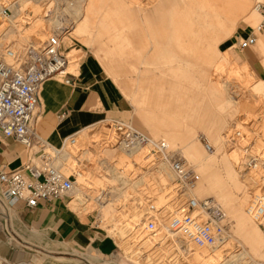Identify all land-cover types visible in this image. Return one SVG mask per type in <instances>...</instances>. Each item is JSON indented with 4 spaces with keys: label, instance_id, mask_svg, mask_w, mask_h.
<instances>
[{
    "label": "rangeland",
    "instance_id": "rangeland-1",
    "mask_svg": "<svg viewBox=\"0 0 264 264\" xmlns=\"http://www.w3.org/2000/svg\"><path fill=\"white\" fill-rule=\"evenodd\" d=\"M65 1H63L64 7ZM81 1L82 3L87 1V4H91V2H93L94 7L89 13L87 22L83 24V26L77 33L70 34L73 23L69 21L64 22V24L68 25L69 29L67 33L62 34L61 51L63 54L67 55L69 60L67 70L71 72V74L78 77L80 66H82L81 64L85 62L86 59H88L89 61H96L98 64H100L99 72L104 76L106 83H108L109 91L112 92L115 96V102L112 104V106L117 110H115V112H104V115H102L101 118H117L123 121H131L134 125L140 128L141 119L136 114L137 103H135V99L134 101H132V97L134 98V95L131 94L132 91L135 90L134 80H126L125 82L123 81V79H121V76L115 78V76L113 77L112 75H110L106 71V69L103 68L104 66H102L99 57L95 53V49L101 46L102 40H104L106 42V45H108L109 41L107 38L112 35L103 34L102 37H100V35L96 33L98 19L96 9L101 5L100 2H103L101 9H105L109 6L111 7L109 1L113 2V0ZM118 1L124 2L126 3V5L122 7V11L113 21H115V23L118 25L125 24L126 26H130L135 22H141L143 20L141 18V15L145 12H147L149 15H154L155 8L163 0ZM183 1L186 2L187 6L190 3V0H178L177 2L182 4ZM255 1L256 0H240V3L243 4V13L241 17L243 15L246 16L252 10V5H254ZM180 4L177 5L180 6ZM192 4L194 5L193 2ZM31 5H33V3ZM38 6L40 7L39 13L35 15L33 14L34 16H32V22L29 25H23L22 29H24L23 31L26 30L25 36L27 37H32V35H35V33L37 32L39 34L41 32L44 33V35H47L49 33V30L51 29L48 26L46 17L44 16L43 7L41 6V4H39ZM63 13L65 14V16H68L69 20V15L64 11ZM181 17L182 16L179 13L175 14L174 19H176V23H178V21H181ZM82 18L84 19V14H82L81 19ZM35 20L37 23V27L33 26V24H35ZM153 21L155 22L157 20L154 19ZM82 23L83 22H81V24ZM257 23L254 25L249 23H236V25L234 26L229 24L226 27V33L223 35V37H220L219 40L216 41L212 37L207 40L209 41V44L204 39L199 40L196 44L199 53L197 54V56L193 51H189V42L186 37L189 36L190 30L187 33L185 32V35L181 36L179 34L181 37V41H178L182 42L181 45L183 46V49H180L175 37V35H178L179 28L177 27V25L173 26L172 28H170L171 31L172 29H174L172 33L173 38L171 39V44L174 45L175 50L171 54L168 50L169 47L166 48L167 52L174 57L170 58L169 54L166 53V58H160L158 60L160 66L166 67L168 69H171L173 67H176V69L179 68L182 73L180 76V80L181 84L183 85V91H181L183 102L181 107L184 110V113H182L181 115L173 112H170L169 115L167 114V116L171 119V124H175L173 121L178 122L179 125L181 123V126L175 125V128L177 129V137L170 139V137H168V134H162L163 137L169 143L170 148L173 149L178 156L184 157L189 163H191L194 166L195 171L200 175L198 168L201 163L199 164V162L189 161L187 159V154L185 153L186 151H189L188 141L191 140V144L193 146L195 145L194 147L198 150V158H207V160L204 161L210 162V166L214 165L212 169L216 175V178L219 181H226L227 184L225 185V192L227 197L230 199L237 198L243 200L241 203V212L243 213V215H245L252 226L256 227L255 231H257L258 238L261 241V246H259L257 250L259 253L257 251H253L251 247L246 244V242L237 234L238 232L236 230L235 218L228 212V206L224 203H221L219 200H216L214 195H210L225 211L228 218L229 236L226 246L228 247L226 250L228 251V253L226 254L227 257L222 254L223 252L217 253L215 252L216 250H213L211 252H208L209 256H205L203 261H195L191 257L182 256L181 260H179L176 264H215V262H219L221 264L225 262L227 264L228 261L230 262V264H253L252 260H257L259 264V262L264 260V227L263 225H258L253 222L248 217V215L245 214V206L250 200L251 192H253V190L251 191V188L253 187L254 189V184H252L251 187V175L254 176L255 173L240 171V152L238 149L233 148V146L227 141L228 135H226L231 126H236V128L240 129L243 133L250 132L253 134V136H257L255 140L257 142V146L264 147V82H262V80H264V53L257 40L254 45L242 51L238 50L234 46L236 37L238 35L244 36L250 31V28H255ZM188 29L190 28L187 27V30ZM6 30L7 31H5V33L3 34L5 42H11L13 40L22 42L23 34L16 32V30H14L12 27H7ZM152 30H154L155 32L159 31L158 36L162 32L160 27L152 28ZM180 33H182V30L180 31ZM256 34L259 38L264 34V28H262L260 31H257ZM44 35L42 34L43 37ZM162 35L164 34L162 33ZM160 40H163V36H160L158 38L159 42ZM145 44L146 40L144 38H140L139 45L142 46ZM159 44L161 45V43ZM224 52L228 53L226 59L222 55ZM102 53L103 52H101V54L99 55L101 56ZM125 54V56L121 57L117 55V52L114 53V57L112 58V66H115V69L122 68L127 71L130 70L131 67L129 65V62L135 60L133 55L135 56L136 53H133L132 56H130L127 52ZM203 54L208 56L207 62L204 61L205 55ZM199 60L202 61V64L198 63ZM188 61H190L189 66L186 64V62ZM256 61H259V64L256 63L254 65L253 63ZM204 62L206 63V67L205 65H203ZM194 76L197 79H195ZM128 78L132 79L133 77L131 78V74L128 73ZM193 78L197 80V86L195 89L196 91L189 89L190 83H193ZM57 79L59 80V82L66 84L63 82L62 78L57 77ZM178 81L179 80L176 76V82ZM71 83H73V80H71L70 84ZM136 85H138V98L140 93L139 85H141V83ZM173 92V90L165 91V100H167V102L171 101L170 94H173ZM194 93L197 96L196 100L198 102L196 108L192 107V111H190L191 107L189 105L191 104L190 101L194 98ZM130 94L131 96H129ZM160 97L161 95L159 96V98ZM176 100L175 103L178 102ZM167 102L166 108H172L173 105ZM173 102L174 99H172L171 103ZM99 106L100 103L98 102L96 108ZM38 112L42 113L41 109L38 108ZM173 117L178 118L173 120ZM205 117L213 118V121H221V125L217 129V132L215 131L212 133L203 128H200L198 122H196V129L192 128L194 126L195 120L200 121V119H203ZM191 128L192 130L190 131ZM87 129L88 130L86 138L82 141L80 140L79 146L77 147L78 149H80L79 151L82 150L80 148L82 147L86 148V150L90 152L86 158L87 160L77 162V156V158H72V162L73 164L75 163V166H77L78 169L76 168V170H80L81 172H83L85 177L87 176V179H89V181L93 184L89 188V190L85 187V191L90 194V198L86 202L85 200L83 201V199L80 200V198L78 200L76 199L73 202L69 203L68 207L69 209L77 213L79 217L88 216L89 226L93 231L97 233V237H99V239L106 238L108 240H112L125 252H127L126 250L130 251V248L127 246L128 236H125V234L122 233H118L117 230L121 231L126 220L135 212V210L140 209V206L136 204V199L141 197L138 196L141 186H133V182L142 180L143 185H146L149 182L155 183V181L159 180L160 174L159 172L156 173L150 168H142L141 166H136L135 164H132V166L129 165V170H127L124 175L120 176L119 174H116L114 171L116 170L117 172H120L122 170L119 167L122 166L121 164H125V162L127 161L126 158L121 154V152L114 150V148H111L110 146H106L104 143H100L102 142V137L100 135L98 136L99 130L97 128L87 126ZM95 133H98L95 136L98 137L97 142L92 141L91 138V136ZM150 135L152 136V134ZM77 136L78 135H76V137ZM159 136L161 135L158 134V136H156L155 138H158ZM201 136H205L211 146L213 145L212 149L214 148L215 150L213 153L210 154L209 151H207L208 153H206V150H203L204 148L202 147L200 142ZM222 137L224 143L222 142ZM17 148V150H20L21 153L22 160L19 163L21 164V162L26 160L27 153L20 144L17 146ZM234 153L235 155H233ZM223 159L226 160L225 162L229 164V167L231 169V182H228V178L226 174H224L225 166L223 163ZM114 164H116V166H114ZM70 172L71 171H69L67 174H70ZM216 173H218L219 176ZM216 178H214V180ZM200 179H202L201 175ZM165 181L167 182V184H170V182L172 181V177L169 178L167 176ZM84 182L85 180L83 182L81 181L80 184H83ZM80 189H82V187ZM100 189L107 190L108 194L106 198L108 197V200H104L105 202L103 201L97 204V202L95 201V197L98 195ZM72 194L73 196L80 197V194L78 192H73ZM132 202L134 204H132ZM107 203L109 204L106 205ZM258 232L260 234H258ZM172 242L182 247L176 249L163 248L161 250L162 254H165L166 256H173L174 254L180 255V250L182 252L184 250L186 251V253H191L196 249V247L191 243H184L178 238H175ZM125 243L127 244L125 245ZM51 244L52 243L48 241H39L37 243H34V245L20 243L19 245L17 244V248L18 252H22L26 261L32 264L57 263L54 257H65L68 260L67 264H88L86 261H88L90 264H98L97 255L99 256L102 254V252L92 244L88 246L86 245V247L84 246L83 249H68L66 247L68 246L67 243H53V245ZM164 244L165 243H163L162 245L164 246ZM25 246H27L28 248ZM131 253L134 254L133 251H131L124 257L120 253L118 257H115V260L112 264H158L160 262L158 261V255H154V251L152 252V249L144 250L141 253L138 252L134 257H131ZM89 254L90 256H88ZM206 258L211 261H208ZM16 262L21 263L23 261H21L19 258H16Z\"/></svg>",
    "mask_w": 264,
    "mask_h": 264
},
{
    "label": "built area",
    "instance_id": "built-area-1",
    "mask_svg": "<svg viewBox=\"0 0 264 264\" xmlns=\"http://www.w3.org/2000/svg\"><path fill=\"white\" fill-rule=\"evenodd\" d=\"M27 1L29 3L31 0ZM63 1L65 0L36 1L43 7L46 18L56 16L63 23L58 28L50 27L49 33L45 34L40 43H35L30 36L23 39L22 43L15 40L5 42L3 37L7 31L5 25L14 18L13 9H21L20 0H0V138L19 143L27 153L26 160L17 167L0 170V196L8 206L22 201L25 208L30 210L34 209L40 200L62 198L66 199L69 206L68 197L78 186L83 188L80 200L86 202L90 198V194L85 191V187L89 190L93 185L89 179L86 177L85 182L79 184L76 172L65 174L58 169L55 161L59 149L40 137L35 130L42 83L56 76L62 78L64 83L70 84L71 77L74 76L67 70V55L61 51L62 34L67 33L69 29L62 18L66 17L63 14ZM255 9L262 15L261 22L256 28H250L244 36L236 37L234 46L240 51L254 45L257 31L264 28V0L256 2ZM32 16L34 15L31 12L22 9L18 26L23 28V25H29ZM65 114L67 113L62 112L58 117L63 118ZM88 127L99 130L97 134L102 137L100 143L121 152L127 160L122 166L135 164L158 173L160 166L166 165L172 174V181L166 186L167 189L160 190L161 195H144L143 202L138 205V224L131 222L132 229L124 233L128 236V244L125 245L127 244L130 251L125 252L115 244L123 257L131 251L134 253H131V257H134L138 252L152 249L153 254L158 255V264H176L182 256L190 257V253L184 250H180V255L173 256L161 253L163 248L182 247L172 242L175 238L184 243H191L197 251L203 253L218 249L225 243L229 236L225 211L213 198L197 199L193 195V189L199 180L198 173L183 157L178 156L163 138H155L131 121L117 118H101ZM77 132L66 136L61 144L67 149L71 147V153L73 146H79ZM226 135L227 141L240 152V171L255 173L251 182L254 189L251 188L253 192L246 210L256 224L264 227V147L257 146V136L250 132L243 133L236 126H231ZM200 142L206 151H212V146L205 136L200 137ZM75 157L77 158L75 153H72L71 160ZM158 181H155V184ZM107 194V190L100 189L95 197L97 204L106 201ZM138 227L149 232L155 244L144 243ZM97 259L98 264H112L115 260L111 254L97 255ZM0 264L19 263H13L0 255ZM259 264H264V260Z\"/></svg>",
    "mask_w": 264,
    "mask_h": 264
},
{
    "label": "crops",
    "instance_id": "crops-1",
    "mask_svg": "<svg viewBox=\"0 0 264 264\" xmlns=\"http://www.w3.org/2000/svg\"><path fill=\"white\" fill-rule=\"evenodd\" d=\"M175 1L177 2L178 0H163L155 8L154 15H149L145 12L141 15L143 19L141 22H135L130 26L125 24L118 25L113 21L126 3L113 0V2L109 1L111 7L101 9L103 2H100L101 5L96 9L98 17L96 33L100 37L103 34H112L107 38L109 41L108 45L102 40L101 46L95 49L96 55L99 57L102 66H104L103 68L115 78L121 76V79L125 82L126 80H134L135 90L131 94L134 95L132 101L135 99V103H137L136 114L141 119L140 129L149 132L154 137L158 136V134L161 135L158 138L163 137L162 134H168L170 139L177 137L175 125L181 126V123L179 125L178 122L173 121L175 124H171V119L167 114L169 115L170 112H173L181 115L183 111L181 107L183 102V96H181V91H183V85L180 80L181 70L179 68L176 69V67L168 69L160 66L158 62L160 58L167 57L166 47H169L168 50L171 54L175 50L174 45L171 44L174 29L171 31L170 28L176 25L179 28L178 35H175V37L180 49H183L182 42H179L181 41L180 35H185L190 30L189 36L186 37L189 42V51H193L197 56L199 53L196 44L199 40L204 39L209 44L207 40L210 38L213 37L217 41L220 37H223L229 24L232 26L236 25V23L254 25L260 19V13L252 9L244 18L237 17V21L230 17L225 23L226 27L218 19L215 25L214 10L218 5L216 0H190L188 6L185 1L182 4ZM177 4H180V6ZM238 4H242L240 0H232L234 9ZM93 7V2L87 4V1L82 3L81 0L66 1L64 9L74 22V27L70 34L77 33L83 24L87 22ZM176 13L182 16L181 21H178V23L174 19ZM82 14H84V19H81ZM154 19L157 21L154 22ZM81 22L83 23L81 24ZM159 27L162 32L158 36L159 31H156V33L152 28ZM187 27L190 29L187 30ZM181 30L182 33H180ZM160 36H163V40L159 42L158 38ZM140 38L146 40L145 45H139ZM257 42L264 53V34L259 38L257 37ZM101 52L103 53L100 56ZM116 52L121 57L125 56L126 52L130 56L136 53L135 56L133 55L135 60L129 62L131 67L129 71L122 68L115 69V66H112V58ZM227 54V52L222 54L225 59ZM169 57L172 58L174 56L169 54ZM207 57V55L204 56L205 62H207ZM205 62L203 65L206 67ZM198 63L202 64V61L199 60ZM256 63L259 64V61L253 64L255 65ZM186 64L189 66L190 61L186 62ZM81 65L79 76L76 77L74 75L71 77L73 80L72 84H63L59 82L56 76H53L44 81L41 86L39 109H41L42 113L38 112L35 130L38 135L44 137L50 144L56 145H53L54 147L61 146L66 136L101 119L104 112H115L116 110L112 106L115 102V96L109 91L108 83H106L104 76L99 72L100 64L86 59ZM128 73L131 74L132 79L128 78ZM176 76L179 80L178 82H176ZM195 76L194 78L197 79ZM195 79L193 83H190L189 87L193 91H196L197 86V80ZM138 82L141 85H139L140 93L137 98L138 85L136 84H139ZM167 90L174 91L173 94H170L171 101L174 99L173 103L165 100V91ZM160 95L161 97L159 98ZM196 99L197 96L194 93V98L189 105L191 107L190 111H192V107L196 108L198 102ZM175 100L178 102L175 103ZM98 102L100 106L96 108ZM166 102L173 105L172 108L169 107L173 111L166 108ZM62 112L67 114L63 118H59L58 116ZM176 118L173 117V120ZM212 119L207 117L200 119V124L198 125H200V128L210 131L214 122L218 123V129L221 121H213ZM196 122L198 120H195L192 127L194 129L197 127ZM18 145L19 143L10 139L0 138V170L12 169L18 166L22 160L20 150H17ZM72 197L73 194L68 197V203L74 201V199H71ZM97 236V233L89 226L88 216L79 217L77 213L69 209L65 198L40 200L34 209L29 210L25 208L22 201L17 202L13 206H8L5 199L0 196V255L13 263H17L16 258H19L23 261L19 264H32L26 261L21 251L18 252L17 244L34 245V243L39 241H48L52 243L51 245L53 243H67L68 246L66 247L68 249H83L84 246L92 244L104 255L111 254L114 258L119 256L120 252L112 240L99 239ZM54 259L57 262L54 264L68 263L65 257H54Z\"/></svg>",
    "mask_w": 264,
    "mask_h": 264
},
{
    "label": "bare ground",
    "instance_id": "bare-ground-1",
    "mask_svg": "<svg viewBox=\"0 0 264 264\" xmlns=\"http://www.w3.org/2000/svg\"><path fill=\"white\" fill-rule=\"evenodd\" d=\"M37 0H31L29 3L27 0H20L19 4L21 6V9H19L18 7L14 8L13 9V17L14 18H11L8 22V25H5V27H12L14 30H16V32L20 33V34H23L22 36V39H26L27 36H25V31H23L24 29H22V27H19L17 22L19 21L20 17V13H21V10L25 8V10L31 12L32 14H38L39 13V4L36 2ZM66 1H69V0H66ZM66 1H65V5H66ZM258 1H261V0H256L254 2V5H252V9L253 11L255 12H258L260 13L258 10L255 9V3L258 2ZM216 2H218V5H217V8H215L214 12V17H215V25H216V20L218 19V21L221 23L222 22V25L224 26L225 23H227L226 21L230 18V17H233L234 21H237V17H241L242 13H243V4H238L237 7H235L234 9V6L232 5V0H216ZM33 3V5H31ZM216 6V5H215ZM65 8V7H64ZM246 8V7H245ZM64 12L65 9H63ZM251 12V11H250ZM249 12V13H250ZM64 14V13H63ZM244 16V15H243ZM242 16V17H243ZM63 18V21H69L72 24V30H73V26H74V22L72 21V19L70 18L69 16V20H68V16L66 15V18L65 17H62ZM261 19H262V15L260 13V19L257 23V25L255 26V28L259 25V23L261 22ZM37 20V19H36ZM36 20H35V24H33V26L37 27V23H36ZM47 20V23H48V26L49 27H52V28H58L62 25V21L60 19H58V17L56 16H50V17H47L46 18ZM226 27V25H225ZM72 30L70 31L72 33ZM42 34L44 35V33H41L40 34L37 32L35 33V35H32V39L35 43H40L44 37L42 36ZM45 36V35H44ZM29 37V36H28ZM219 92V91H218ZM220 94V93H219ZM222 97V96H221ZM216 100V99H214ZM222 100V99H221ZM221 102V101H220ZM216 103V102H215ZM214 103V104H215ZM219 103V102H218ZM213 104V105H214ZM203 109V108H202ZM205 109V108H204ZM202 111V110H201ZM182 113H184V110L182 111ZM181 113V114H182ZM186 115V114H185ZM183 117V116H182ZM185 118V117H184ZM190 119V118H189ZM198 124H200V122L198 121ZM217 127H218V123H214L213 122V126H212V130H208V132H217ZM148 129V128H147ZM87 126H84L82 128H80L78 130V132L76 133L77 138L78 139V143L80 142V140L82 141L83 139L86 138L87 136ZM150 130V129H148ZM215 134V133H214ZM97 135V133L93 134L91 136L92 138V141L94 142H97L98 140V137H95ZM95 137V138H94ZM163 138L166 142L167 140L164 138V137H161ZM188 140V139H186ZM185 140V141H186ZM188 145H189V151H186L185 153L187 154V159L189 161H195V162H199L200 166L198 168L199 172H200V175L202 176V179H200V175H199V180L197 181L198 183H196L194 189H193V195L198 198H203V197H208V198H213L212 196L210 195H214V197L216 198V200H219L221 203H224L228 206V212L230 214L233 215V217L235 218V225H236V230H237V234L246 242V244H248L251 249L253 251H257L259 246H261V241L259 240L258 238V235H257V231H255V228L256 227H253L252 224L247 220V218L245 217V215H243V213L241 212V203L243 200H240V199H230L227 197L226 195V190H225V185L227 184L226 181H219L217 178H216V175L215 173L213 172V169L212 167L214 166H210V162L208 161H204V160H207L204 159V158H198V150L191 144V140L188 141ZM222 142L224 143L223 141V137H222ZM168 143V142H167ZM169 144V143H168ZM62 146V145H61ZM59 146V147H56L59 149V155L55 161V165L58 169L62 170L65 174H67L69 171H74L76 172L78 175H77V178H78V182L80 184V182L84 181L86 179L85 175L83 172H81L80 170H76L77 166H75V163L73 164L72 160H71V157H72V153L74 155L75 153V156H78V161H82V160H87V156L89 155V151L86 150V148H81L82 150L79 151L80 149L77 148V145L76 146H73V150H72V153L70 152L71 151V147L70 148H66L64 146ZM213 146V145H212ZM205 151V149H203ZM215 150L214 148L212 149V151H209V153H213ZM206 153H208L207 151H205ZM231 152V151H230ZM235 155V153L233 154ZM238 157V156H237ZM184 158V157H183ZM185 159V158H184ZM186 160V159H185ZM238 160V159H237ZM187 161V160H186ZM218 161V160H217ZM226 160L223 159V163H224V171L227 176V180L228 182L232 181V176H231V169L229 167V164H227L225 162ZM187 163L192 166V168L194 169V166L189 163L187 161ZM218 163V162H216ZM215 163V164H216ZM236 163V162H234ZM197 164V163H196ZM129 167L130 166H126V167H123V166H120L119 168H121L122 170L120 172H117L116 170L114 171L116 174H119L120 176L124 175L125 172H127V170H129ZM161 167V171L159 172L160 174V178H159V181L158 183H148L146 185H143L142 183V180L140 181H135L133 182V186H141L140 187V192L138 193V196H141L139 198H137V202L136 204L139 205L141 204L143 201V198L144 195H157L159 194L160 190L162 189H167V182L165 181L166 177L168 176L169 178L172 177V174L170 173V171L167 169V166L166 165H163V166H160ZM78 169V168H77ZM117 169V168H116ZM168 170V171H167ZM195 170V169H194ZM216 170V169H215ZM218 175V173H216ZM89 176V175H88ZM164 176V177H163ZM166 176V177H165ZM219 176V175H218ZM234 176V175H233ZM253 177V175H251ZM222 177V176H220ZM235 177V176H234ZM214 178H216L214 180ZM255 178V177H254ZM226 179V178H225ZM81 187L78 186L76 187V189L73 191V192H78L81 195H83V188L80 189ZM231 188V187H230ZM229 188V189H230ZM233 188V187H232ZM231 190V189H230ZM229 190V191H230ZM161 195V194H159ZM75 197V198H74ZM79 196H73L71 199H78ZM108 200V199H107ZM215 201V200H214ZM216 202V201H215ZM217 203V202H216ZM249 203V201H248ZM247 203V205H248ZM109 203H107L106 205H108ZM132 204H134L132 202ZM218 204V203H217ZM219 205V204H218ZM247 205L245 206V214L248 215V217L251 219V217L249 216V214L247 213V210H246V207ZM102 206V205H101ZM105 206V205H104ZM103 206V207H104ZM220 206V205H219ZM135 208V207H134ZM139 218H140V210H135V212L126 220V222L123 224V229L121 231L117 230L118 233H126V232H129L130 229H132V223H135L134 225L138 224V221H139ZM252 220V219H251ZM103 221V219H102ZM253 221V220H252ZM254 222V221H253ZM139 232H140V238L141 240H143L144 243H146L147 245H153L155 244L154 240H153V237L152 235L147 232V231H142V229L140 227H138L137 229ZM258 234H260L258 232ZM228 240V239H227ZM225 241V243L223 245H221L220 248L218 249H214L215 252L217 253H220V252H223L222 254L225 255V257H227V253L228 251L226 247L227 246V243L228 241ZM242 240V241H243ZM263 246V245H262ZM222 249V250H221ZM214 252V253H215ZM251 252V251H250ZM258 252V251H257ZM261 252V251H260ZM148 253V252H147ZM213 253V254H214ZM259 253V252H258ZM189 256L193 259V260H197V261H203V259L205 258V256H209L208 253H203V252H199L197 251L196 249L194 251H192ZM211 256V255H210ZM218 256V255H217ZM216 257V256H215ZM217 258V257H216ZM207 259V258H206ZM208 260V259H207ZM229 260V259H228ZM206 261V260H205ZM208 261H211V260H208ZM207 262V261H206ZM205 262V263H206ZM227 262V261H226ZM219 263V262H218ZM215 262V264H218ZM252 263L253 264H258L257 260H252ZM221 264V263H219ZM222 264H226L225 262H223ZM227 264H230V262L228 261Z\"/></svg>",
    "mask_w": 264,
    "mask_h": 264
}]
</instances>
